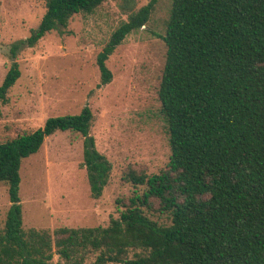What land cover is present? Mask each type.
<instances>
[{"label":"trees","instance_id":"trees-1","mask_svg":"<svg viewBox=\"0 0 264 264\" xmlns=\"http://www.w3.org/2000/svg\"><path fill=\"white\" fill-rule=\"evenodd\" d=\"M105 0H45L29 35L10 44V56L62 31L73 14H89ZM158 0L127 14L96 54L97 86L109 83V56L145 26ZM166 52L157 95L170 155L156 173L126 166L134 190L105 226L23 227L19 168L56 131L83 137L90 195L98 198L111 162L89 133L93 113L48 117L43 126L0 142V182L10 205L0 228V264H264V0H171L163 34ZM20 76L13 61L0 101ZM163 216L167 221L154 218ZM94 256L92 261L90 257Z\"/></svg>","mask_w":264,"mask_h":264},{"label":"rangeland","instance_id":"rangeland-1","mask_svg":"<svg viewBox=\"0 0 264 264\" xmlns=\"http://www.w3.org/2000/svg\"><path fill=\"white\" fill-rule=\"evenodd\" d=\"M147 2L136 0L135 8ZM170 5L171 0L157 1L148 23L107 59L111 81L97 86L96 54L127 18L119 0H105L89 14H73L62 31L46 33L14 58L10 44L37 27L45 0H0V84L13 61L20 69L6 102L0 101V142L42 127L48 117L78 113L88 105L93 113L89 133L112 165L101 195L93 198L80 165L83 137L69 130L46 136L19 168L23 227L105 226L122 209L116 199L133 193L121 178L126 166L156 173L167 165L170 149L157 95L166 47L154 33H164ZM9 205L7 184L0 182V228ZM51 264L65 263L55 253Z\"/></svg>","mask_w":264,"mask_h":264}]
</instances>
